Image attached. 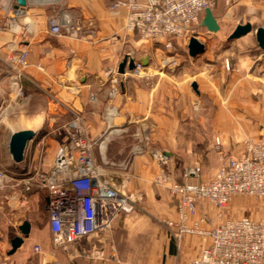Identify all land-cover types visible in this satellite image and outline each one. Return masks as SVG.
<instances>
[{
    "label": "crops",
    "instance_id": "0c3cea01",
    "mask_svg": "<svg viewBox=\"0 0 264 264\" xmlns=\"http://www.w3.org/2000/svg\"><path fill=\"white\" fill-rule=\"evenodd\" d=\"M121 1L125 0H26L21 9L22 21L30 27L27 35L0 32V104L15 72L10 56L27 47L30 52L27 64L22 67L25 82L43 87L42 90L51 95L57 94L84 115L88 133L96 142V162L114 181H121L129 174L127 189L138 197L136 209L119 214L110 231L84 237L66 248L53 244L48 224L44 230H39L31 218V231L24 243L9 254L10 240V246L5 247L4 243L0 251L13 264L185 263L210 244L209 231L215 224L245 210L238 204L218 209L209 201L201 200L197 213L189 215L187 220L189 225L198 222L200 231L184 233L179 241L166 223L178 219L177 201L167 186L169 182L209 180L224 156L239 154L244 149V140L257 136L263 127L262 100L252 97L261 94L264 88V71L255 66L264 55L257 40L258 56L246 55L241 60L239 70L231 75L235 81L231 82V76L227 78L226 74L221 78L222 84L226 82L247 95L244 102L249 97V103H243L245 113L234 112L240 103L227 107L220 102H216L213 112L209 113L211 103L203 101L200 106L198 102L200 95L206 98L210 94L211 82L207 78L186 82L183 72L144 69L134 73L128 66L124 73L119 72L125 55L142 60L149 55L150 46L147 41L140 46V39L124 31L127 8L123 3L113 6ZM259 3L264 9V0ZM233 4L226 10L225 1L218 0L212 8L215 17L219 19L239 11V5ZM53 14L79 19L81 36L52 34L48 18ZM113 76L119 80V90L112 95ZM63 78L80 79L81 95L66 100L68 93L61 86ZM193 81L197 82L198 92L192 87ZM91 92L97 96L95 101L88 97ZM199 106L206 112L200 113ZM142 133H147L148 139L141 137ZM101 140H104L103 145L98 144ZM150 149L170 153L171 161L164 169L168 182L155 181L162 170ZM194 162L201 164V177L185 178L184 168ZM40 193H43L48 217L45 194ZM39 195L36 193V208L41 207ZM201 217L205 218L201 220ZM19 233L22 235L20 229ZM37 244L41 245V251H35ZM95 246L103 249L104 257L93 255Z\"/></svg>",
    "mask_w": 264,
    "mask_h": 264
},
{
    "label": "built area",
    "instance_id": "2783aa9c",
    "mask_svg": "<svg viewBox=\"0 0 264 264\" xmlns=\"http://www.w3.org/2000/svg\"><path fill=\"white\" fill-rule=\"evenodd\" d=\"M226 5L241 0H224ZM254 1V0H253ZM217 0H125L114 3L125 4L127 14L124 31L138 35L140 40L162 42L168 47L173 38H179L196 28L206 8H213ZM18 0H0V32L7 30L18 36H25L29 24L22 21V9ZM92 24V22H91ZM49 30L54 35L80 37L81 21L60 14L48 18ZM30 49L22 48L10 56V65L15 70L12 84L19 85L27 64ZM134 73H140L141 59L135 60ZM21 91V88L19 89ZM119 90V80L111 78L110 94ZM95 93L91 101H95ZM65 140L48 169L27 171L25 176L0 169V188L19 186L23 202L25 194L32 190L43 191L52 233L56 247L66 248L84 237L111 230L116 217L131 212L138 206V197L128 191L129 174L121 181H114L105 173L94 158L95 141L90 137L86 121L80 114L68 120L65 125ZM148 139V134H141ZM104 140L99 142L103 145ZM139 145H136V149ZM150 153L162 170L156 176L158 183L168 182L164 172L171 161L170 153L162 149H150ZM185 178H200L202 167L199 162L184 168ZM14 181V182H11ZM177 201L178 219L166 223L173 237L179 241L184 233L199 232L198 222L189 225V215L198 211V202L209 201L218 209L224 208L240 194L264 198V126L260 133L244 140V149L239 154L223 157L216 173L207 181H171L167 185ZM205 217H201L203 220ZM211 242L198 255L185 263L177 264H264V218L255 219L248 215L230 217L215 224L209 231ZM41 251V245L34 246ZM93 255L104 257L102 248L94 247ZM0 264H13L9 257L0 253Z\"/></svg>",
    "mask_w": 264,
    "mask_h": 264
},
{
    "label": "rangeland",
    "instance_id": "374dc122",
    "mask_svg": "<svg viewBox=\"0 0 264 264\" xmlns=\"http://www.w3.org/2000/svg\"><path fill=\"white\" fill-rule=\"evenodd\" d=\"M259 1L241 0L235 3L239 5L237 8L239 11L230 12L217 19L220 25L218 31H210L207 27L198 25L190 30L187 35L173 38L171 45L168 47L165 45V41H149L148 62L147 65L141 67V71H144V69L145 71H152L154 69L155 71L162 70L169 73L183 72L182 75L186 82L207 78L211 82L210 94H207L206 98L201 97V95L198 97L200 106L204 103L203 101L211 103L212 107L209 110V113H211L216 107V102L223 103L227 107L240 103V107L235 109L234 112L244 114L243 103H249V97L244 102V97H247V95L240 92L238 88L227 85L226 82L222 84L221 78L223 74H226L228 78L235 71H238L240 62L246 55L258 56L255 32L258 26H264V9L260 7ZM228 7L230 6L225 5L226 10ZM247 21L251 22L253 29L244 36L230 40L228 37L236 25ZM193 35L205 45V51L194 57L188 52L189 38ZM134 36L139 39L138 35ZM144 44L145 41L141 40L140 46ZM142 52L144 51L142 50ZM255 66L256 68H262V71H264V55L259 57V60L255 62ZM25 77L26 74L23 72L17 86L13 85L12 81L9 82L8 93L5 94L0 104V169L10 170L19 177L25 176L24 174L27 171L34 172L38 168L48 169L65 140V123L77 114L84 117L80 111L74 109L57 94L51 95L43 91V87L34 86L31 82L27 84L25 82L27 78ZM229 79L231 82L235 81L233 76ZM215 80L219 83L214 82ZM61 84L62 88L68 93L66 100L81 95L80 79L63 78ZM30 91L34 93L31 95ZM92 94L91 92L88 95L90 101ZM252 97L261 98L262 100V124L264 126V88L261 94H253ZM200 106L199 112H206ZM40 114L43 115V122L37 127L36 120ZM84 120L88 131V123L85 117ZM22 128L33 129L36 133L35 137L26 144L23 161L15 163L11 160L8 141L13 131ZM20 166L25 169L22 170ZM15 187L7 185L0 188V251H2L4 243L5 247H9L11 238L20 234L18 225L24 220L31 222L33 219L39 230H44L47 224L43 193L39 195L41 191H29L25 194L23 202L22 191H19L18 188L15 189ZM36 193L40 197V199L38 198L41 202L40 208H36ZM237 204L245 209L238 216L248 215L255 219L264 218V198L240 194L235 196L225 207L237 206Z\"/></svg>",
    "mask_w": 264,
    "mask_h": 264
},
{
    "label": "water",
    "instance_id": "95a60500",
    "mask_svg": "<svg viewBox=\"0 0 264 264\" xmlns=\"http://www.w3.org/2000/svg\"><path fill=\"white\" fill-rule=\"evenodd\" d=\"M20 5H25L26 0H18ZM201 25L207 27L210 31H218L220 25L218 23L217 18L215 17L212 8H206L205 13L201 19ZM253 29V25L250 21L245 23H239L236 25L234 30L230 33L229 39L239 38L241 36L246 35ZM256 40L258 42L259 47L264 53V26H258L256 28ZM205 51V45L201 41L198 40L196 36H191L189 38L188 43V52L191 56H197ZM147 57H144L141 60L142 65H147ZM128 66L130 71H133L136 67V61L129 54L125 55L121 63L119 64V72L124 73L125 67ZM192 87L195 91L198 92L197 82H192ZM35 131L30 128H22L13 131L9 136L8 141V149L11 156V160L15 163H19L24 159V151L26 148L27 142L35 137ZM22 170L25 168L20 166ZM26 174V173H25ZM24 174V175H25ZM18 176V175H17ZM19 229L22 235H16L11 239V249L9 250V254L14 253L25 241V237H28L31 231V223L28 220H24L20 225Z\"/></svg>",
    "mask_w": 264,
    "mask_h": 264
},
{
    "label": "bare ground",
    "instance_id": "6f19581e",
    "mask_svg": "<svg viewBox=\"0 0 264 264\" xmlns=\"http://www.w3.org/2000/svg\"><path fill=\"white\" fill-rule=\"evenodd\" d=\"M43 122V115H39L38 117H37V120H36V125H37V127H39L40 125H41V123Z\"/></svg>",
    "mask_w": 264,
    "mask_h": 264
},
{
    "label": "trees",
    "instance_id": "16d2710c",
    "mask_svg": "<svg viewBox=\"0 0 264 264\" xmlns=\"http://www.w3.org/2000/svg\"><path fill=\"white\" fill-rule=\"evenodd\" d=\"M218 1V0H217ZM216 4H217V2H216ZM216 4H215V6H216ZM214 6V7H215ZM204 15V13L202 14V16ZM199 25H201V23L199 24ZM180 182H182V181H180ZM47 224L49 225V216L47 217ZM49 227H50V225H49Z\"/></svg>",
    "mask_w": 264,
    "mask_h": 264
}]
</instances>
